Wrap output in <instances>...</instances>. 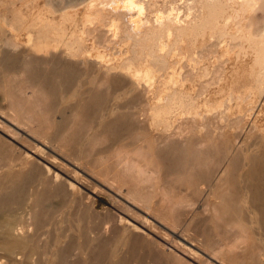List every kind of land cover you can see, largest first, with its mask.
<instances>
[{
	"label": "bare ground",
	"instance_id": "1",
	"mask_svg": "<svg viewBox=\"0 0 264 264\" xmlns=\"http://www.w3.org/2000/svg\"><path fill=\"white\" fill-rule=\"evenodd\" d=\"M42 64L47 70L36 74ZM18 71L32 89H18V98L27 95L31 106L21 113L11 109L12 119L30 123L34 107L43 112L42 102L71 109L70 125L85 119L78 111L89 110L86 121H100L101 132L113 135L105 149L114 170L131 174L135 183L153 177L163 188V170H196L180 145L202 136L212 120L241 129L250 117L251 137L264 146V0H0V85L7 87L9 74ZM131 137L130 146L117 144ZM157 141L160 146H152ZM252 148V140L236 139L217 173H183L202 187V212L217 217L216 230L243 231L237 202L254 215L253 186L246 197L240 186V194L227 188L238 185L236 170L244 164V149ZM167 195L163 191L162 198ZM228 195L235 217L227 220L221 197ZM24 215L32 221V208ZM30 228L31 223L0 220V249L23 245ZM151 253L155 262L174 264L182 260L179 253L189 251L165 234Z\"/></svg>",
	"mask_w": 264,
	"mask_h": 264
},
{
	"label": "rangeland",
	"instance_id": "2",
	"mask_svg": "<svg viewBox=\"0 0 264 264\" xmlns=\"http://www.w3.org/2000/svg\"><path fill=\"white\" fill-rule=\"evenodd\" d=\"M43 66L36 74L47 70ZM26 78L21 71L12 72L10 84L0 85V220L31 223V228L23 245L0 249V264H163L155 262L151 252L165 234L188 247L189 253H179L182 260L174 264H264V146L251 137L250 117L248 121L245 117L241 129L234 122L212 120L202 136L188 137L180 149L193 156L191 168L196 170H163L168 184L162 188L153 177L135 183L131 174L114 170L105 149L113 135L105 131L102 138L100 121L92 126L86 121L89 110L78 111L85 119L70 125L71 109L64 105L53 109L42 102L43 112L34 107L30 123L12 119L11 109L21 113L31 106L27 95L18 98V89L32 91ZM236 139L252 140L255 148L244 149V164L236 170L239 183L231 188L228 183V191L238 193L240 186L246 197V188L252 185L256 193L252 216L244 202H237L244 224L238 234L216 230L217 217L202 212V187L194 176L190 181L183 176L189 171L203 178L217 173L230 159ZM132 140L117 144L130 146ZM152 146H160L159 141ZM163 191L168 193L164 198ZM221 198L227 206L235 205L230 195ZM209 203L211 209L213 201ZM29 208L33 216L28 222L24 213ZM234 217L228 206L223 218ZM171 224L179 226L173 230ZM202 242L208 244L207 250Z\"/></svg>",
	"mask_w": 264,
	"mask_h": 264
}]
</instances>
